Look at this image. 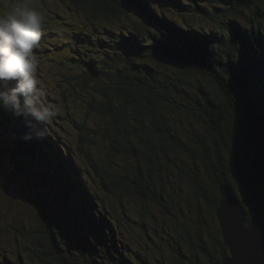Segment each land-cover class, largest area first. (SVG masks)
Listing matches in <instances>:
<instances>
[{"label": "trees", "instance_id": "obj_1", "mask_svg": "<svg viewBox=\"0 0 264 264\" xmlns=\"http://www.w3.org/2000/svg\"><path fill=\"white\" fill-rule=\"evenodd\" d=\"M49 1L58 7V0ZM59 1L74 14L77 23L73 29L80 30L74 35L79 44L73 55H69L67 44L59 46L74 64L73 74L67 76L73 89H67L63 97L72 95L85 105L87 114L94 112L105 118L111 143L113 138L110 151L99 163L82 150L84 159L96 164L93 169L99 188L114 198L137 200L144 212L150 204L169 213L174 195L167 192L166 185L172 177L186 182L192 189L189 203L193 204L195 198L201 200L206 214L215 219L214 233L206 239L195 223L186 220L183 235L186 250L179 254V264H196L197 258L198 264L220 262L226 256V248L215 218L218 201L214 193L218 187H230L233 181L241 204L250 194L264 201L262 153L257 156L255 151L252 160L241 161L233 150L236 137L243 131V121L247 120L248 108L252 114H257V108L264 111V0H191L187 6L188 0H166L184 12L187 10L190 16L228 20L222 27L224 32L213 34L206 29L198 30L192 22H186L180 30V24H185L182 19L176 18L175 22L161 16L160 10L153 11L146 0H130L134 15L143 21L132 26L140 40L130 32L125 36L123 29L120 34L105 28L91 30L99 23L109 22L105 17L108 14L123 22L129 20L131 11H119L108 0H102L106 7L99 11L106 15L100 16L82 5L81 0L82 6L79 0ZM201 2L209 7L218 4L215 17ZM192 3L199 8L190 7ZM92 4L87 5L90 8ZM176 48L169 57V49ZM168 65L177 73L168 74ZM179 111H185L183 118H174L172 114H180ZM195 116L205 127L195 124ZM71 121L82 137L79 141L82 147L85 121ZM213 121H218L216 128ZM43 127L46 128L43 138L33 136L24 140L22 137L29 131L24 119L0 110V146L5 149L8 143L9 150L3 155L9 156L14 164L12 172L0 168V173L8 186L31 195L38 223L30 235L33 255L40 264H98V257H104L100 261L103 264H137L131 255L114 251L115 241L109 242L104 236L107 230L104 218L97 223L90 216L78 193L79 165L67 159L58 141L52 143L48 136L62 137V129L48 124ZM254 136L257 137L254 142L264 145V134ZM115 158L127 160V164L118 166ZM35 171L41 172L43 183L54 187L49 199L40 192V184L32 181ZM208 182L212 192L207 188ZM88 193L92 195L89 190ZM52 198L63 204L57 213L61 227L56 225L58 220L51 209ZM113 213L119 226L121 217L116 211ZM70 233L77 240V254L67 246ZM177 244L174 243L173 250ZM113 248L112 255L106 256L105 250Z\"/></svg>", "mask_w": 264, "mask_h": 264}, {"label": "rangeland", "instance_id": "obj_2", "mask_svg": "<svg viewBox=\"0 0 264 264\" xmlns=\"http://www.w3.org/2000/svg\"><path fill=\"white\" fill-rule=\"evenodd\" d=\"M146 1L151 4L153 11L160 10L161 16L164 15L172 21H175L176 18L182 19L185 24H180V30L186 26V22H192V25L198 30L206 29L211 31L212 34L213 32L220 33L224 32V30L221 31L223 25H227L228 23L226 19L220 20L217 18L215 20L211 17L202 18L196 15L190 16L187 10L184 12V10H181L180 7L176 6L171 1H169V3L166 0ZM16 2L17 0H0V14H3ZM24 2L40 10L45 18L40 46L34 49V51L41 61L39 75L44 86L47 88V99L49 102L59 105L61 109L59 114L48 123V125L53 126L55 129H62V137L51 136L50 134H48V136L52 143L58 141L59 145L64 149L67 159L70 160L71 158L73 162L79 165V196H81L82 200L87 204L90 216L97 223H101V218H104L103 222L105 221V227H107V230L104 231V236L109 242L115 241V243L113 242L115 250L114 248L108 249V252L106 249V256L112 255L114 251H120L127 255H131L130 257H132L137 264H142L138 261L139 259L141 262L147 264H179L181 259L179 254L185 253L186 250V243L183 240L184 231L186 230V220L195 223L201 230L204 238L207 239L208 235L214 233L215 219L212 218L211 215L206 214L205 207L201 203V200L195 198V200H192L194 205L189 203L188 199L192 197V189L186 182L179 181L174 177H172L168 185H166L167 192L170 191L174 195L172 202L173 208L171 207L169 213H166L164 209L150 204L146 206L147 212H144L137 200L128 197L114 198L99 188V180L94 174L93 169L96 164L93 165L87 162L84 159L85 155L82 150L89 153L90 157L97 163L104 160L105 155L110 151L111 144H113V138L111 143V131L107 129V123L104 122L108 121L94 112L87 114L85 105L81 102L78 103L76 101L77 99H74L72 95L63 97V95L67 94V89L71 91L73 89L71 87L72 81L67 79V76H71L74 71L73 59L70 58L71 56L69 55H73L79 44L74 35L79 34L80 30L73 29V24L77 23V20L74 14L66 10L59 0L57 1L58 7L51 4L49 0H24ZM81 2L84 3L82 5H85L89 10L93 9V12L96 11L100 16L106 15L104 12L99 11V8L103 11L105 10V1L94 0L93 2L91 0H81ZM88 3H93L90 8L87 5ZM190 3L191 0H188L186 6ZM201 3L207 8L211 16L217 13V3L211 4V7L207 6L205 2ZM110 4L115 9L121 11L112 3ZM79 5L82 6L80 0ZM193 6H195V3L190 5V7ZM222 6H224V4H222ZM194 8L198 9L199 7L195 6ZM111 11L114 13L113 10ZM129 11H131L129 20L123 22L118 20L117 17L108 14L110 16L105 17L110 19L109 22L99 23L91 28V30L97 31L98 29L102 30L105 28L106 30L120 34V31L123 29L125 36H128L126 32H130L134 34L137 40H140V35L133 30L132 26L134 23H142L143 21L139 15L137 17L134 15L132 8ZM189 19H192V21ZM118 21L120 22L118 23ZM177 32L183 35L182 32ZM262 32L264 33V23L262 25ZM50 43H54L53 45L55 47L50 46ZM63 43L67 44L68 48H70L71 53L69 55L61 53L59 46ZM177 50L178 48L173 50L169 49L170 53L168 56L170 57L174 54V51ZM123 52H125V49H122V53ZM154 67L163 70L160 65L156 66L154 64ZM166 72L168 74L177 73L172 65L167 66ZM251 110L252 109L248 108L247 112L249 113L246 118L247 120L244 119L243 121V131L236 137L237 145L234 149L232 148L241 161L247 160L248 158L252 160L254 157L253 153L255 152L254 146L257 144V142H254L255 138H257L254 135H260L262 137L264 134V111H262L261 108H257V114H252ZM65 112H67L68 115H66ZM184 112L185 111H179L177 113L180 114L172 115L174 118L179 119L180 117L183 118ZM69 116L72 118H68ZM71 119L85 121L86 127L84 129V143L82 147L79 145V141H82V137L78 135V131L73 126ZM194 119L196 121L195 124L202 128L205 127L197 116H195ZM212 125L216 128L218 121H213ZM187 127L188 121L186 118V128ZM93 132L97 134L93 135ZM249 140H253L252 142L254 143H250ZM238 145L240 147H238ZM8 150V143L5 149L3 145L0 146V168H3V171H6V173L8 171L12 172L14 166L10 157L5 156ZM258 155H260L259 152ZM114 162L118 164V166L127 164V160L121 158H115ZM259 163L261 164V160L257 162L258 170L260 168ZM259 172L261 173L263 170L261 169ZM33 174L34 177L32 176V181L40 184V192L45 198L49 199L52 191H54V187L51 184L43 183L44 178L40 171H35ZM233 180L237 181V178ZM83 184L86 188H83ZM206 184H208L207 188L210 190V183L208 182ZM219 187L217 193H214L215 198L217 197V201L220 199V194L218 193ZM230 187L235 196L238 197V192L235 190L236 188L233 185V181L230 183ZM88 190L92 192V195L88 193ZM84 191L86 194H84ZM30 198L31 195L29 192L22 191L15 186H8L0 173V264H19V261H21L22 264H40L32 252L34 244L30 235L31 231L37 227L38 223L36 216L37 211L31 203ZM50 202H53V207L51 209L55 213V219L58 220L60 216L57 213H60L63 204L56 202L55 198H52ZM242 204L248 216L258 215L259 217H264V201L261 197L256 196L253 198V195L250 194L247 200H242ZM81 206H83L82 203ZM114 211L121 217L119 226L117 225L116 213L114 214ZM105 219H107V221ZM56 225L61 227V222L58 220ZM187 226L189 227V225ZM76 241L75 236L70 233L67 238V246L71 251L77 254L75 245L78 244ZM174 243H178L177 249L175 250L172 249ZM93 245L94 243L92 241L91 251H94ZM82 248L86 249V246H82ZM95 254L98 255L99 252H95ZM103 259L104 257H98V264H103L100 262ZM196 260V264H198V258Z\"/></svg>", "mask_w": 264, "mask_h": 264}, {"label": "clouds", "instance_id": "obj_3", "mask_svg": "<svg viewBox=\"0 0 264 264\" xmlns=\"http://www.w3.org/2000/svg\"><path fill=\"white\" fill-rule=\"evenodd\" d=\"M44 20L42 12L24 0L0 14V110L24 119L29 129L24 140L43 138V126L61 111L47 99L39 75L41 61L34 51L40 46Z\"/></svg>", "mask_w": 264, "mask_h": 264}, {"label": "water", "instance_id": "obj_4", "mask_svg": "<svg viewBox=\"0 0 264 264\" xmlns=\"http://www.w3.org/2000/svg\"><path fill=\"white\" fill-rule=\"evenodd\" d=\"M121 11L132 7L129 0H108ZM262 153L264 146H254ZM258 156V154H257ZM220 199L215 210V218L220 228L226 256L216 264H264V218L258 215L248 216L231 187H219Z\"/></svg>", "mask_w": 264, "mask_h": 264}, {"label": "bare ground", "instance_id": "obj_5", "mask_svg": "<svg viewBox=\"0 0 264 264\" xmlns=\"http://www.w3.org/2000/svg\"><path fill=\"white\" fill-rule=\"evenodd\" d=\"M69 37V36H68ZM50 46H54V45H52V44H50ZM55 47V46H54ZM63 51H64V49H61V53H63ZM65 114L66 115H68V113L67 112H65ZM68 118H72L71 116H69ZM258 143H260V142H258Z\"/></svg>", "mask_w": 264, "mask_h": 264}]
</instances>
